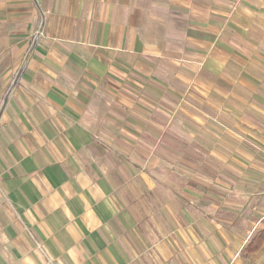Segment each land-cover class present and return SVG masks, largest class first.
<instances>
[{
    "label": "crops",
    "instance_id": "obj_1",
    "mask_svg": "<svg viewBox=\"0 0 264 264\" xmlns=\"http://www.w3.org/2000/svg\"><path fill=\"white\" fill-rule=\"evenodd\" d=\"M260 230L264 0H0V264L257 263Z\"/></svg>",
    "mask_w": 264,
    "mask_h": 264
},
{
    "label": "trees",
    "instance_id": "obj_2",
    "mask_svg": "<svg viewBox=\"0 0 264 264\" xmlns=\"http://www.w3.org/2000/svg\"><path fill=\"white\" fill-rule=\"evenodd\" d=\"M264 245V230H260L244 247L248 253H254Z\"/></svg>",
    "mask_w": 264,
    "mask_h": 264
},
{
    "label": "rangeland",
    "instance_id": "obj_3",
    "mask_svg": "<svg viewBox=\"0 0 264 264\" xmlns=\"http://www.w3.org/2000/svg\"><path fill=\"white\" fill-rule=\"evenodd\" d=\"M189 132V131H188ZM192 133V132H191ZM245 144L244 145H249L248 143H246V142H244ZM193 145H194V143H190L189 142V145H188V147H190L191 149H192V147H193ZM250 212V209L247 211V213H249ZM246 212H245V216H247L248 214H247ZM242 253V258L244 257L243 255H245V252H243V251H241ZM254 262V260L253 261H249V263L248 264H264V250H262V254H261V258H259L258 259V262L257 263H253Z\"/></svg>",
    "mask_w": 264,
    "mask_h": 264
},
{
    "label": "built area",
    "instance_id": "obj_4",
    "mask_svg": "<svg viewBox=\"0 0 264 264\" xmlns=\"http://www.w3.org/2000/svg\"><path fill=\"white\" fill-rule=\"evenodd\" d=\"M41 35V30L40 31H37L35 34H34V37H39Z\"/></svg>",
    "mask_w": 264,
    "mask_h": 264
}]
</instances>
